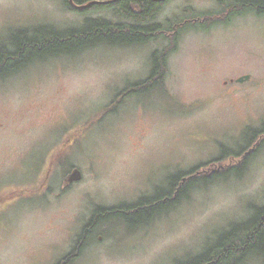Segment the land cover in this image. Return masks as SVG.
I'll list each match as a JSON object with an SVG mask.
<instances>
[{
  "label": "rangeland",
  "instance_id": "rangeland-1",
  "mask_svg": "<svg viewBox=\"0 0 264 264\" xmlns=\"http://www.w3.org/2000/svg\"><path fill=\"white\" fill-rule=\"evenodd\" d=\"M219 5L169 0L154 23ZM97 17L126 22L114 11L76 13L65 0H0V42L16 29L79 27ZM197 28L170 58L167 93L121 98L149 78L152 56L167 44L159 38L38 63L0 82V264H62L95 206L135 204L169 176L219 158L207 175L244 166L243 173L200 183L137 230L104 226L66 264H182L264 206V134L256 144L243 139L264 125V17ZM72 168L83 180L63 190Z\"/></svg>",
  "mask_w": 264,
  "mask_h": 264
},
{
  "label": "trees",
  "instance_id": "trees-1",
  "mask_svg": "<svg viewBox=\"0 0 264 264\" xmlns=\"http://www.w3.org/2000/svg\"><path fill=\"white\" fill-rule=\"evenodd\" d=\"M74 1L77 5L84 6L95 1L113 0ZM168 2L169 0L160 3L154 0H122L112 4L93 5L85 11H77L70 6L69 0H65L68 9L76 13L101 14L114 11L126 22L116 24L109 19L97 17L87 19L79 27L60 29L54 25H37L16 29L4 42H0V82L14 78L38 63L76 57L102 46L122 48L145 45L159 38L164 39L167 44L152 56L149 78L126 88L121 98L131 97L140 91L150 93L158 89L167 93L166 81L170 73V58L179 51L182 37L189 30L197 27L209 30L227 25L233 17L249 13L264 17V0H219L221 6L219 11H198L187 7L183 12L185 15L191 14L192 19H172L166 23H154L159 10ZM262 126L261 129L245 130L243 139L256 144L264 134V125ZM261 142L264 145V140ZM222 148L224 151V146ZM217 162L221 164L222 158L169 176L165 188L164 186L157 188L153 196L143 197L135 204H122L112 208L95 206L92 217L78 237L71 256L77 258L80 250L88 246L91 239L104 226H122L130 231L137 230L159 214L162 217L176 209L200 183H212L232 174L235 176L242 174L244 171L242 166L233 167L219 175L215 173L207 175L205 171L211 170L210 167ZM251 212L250 219L233 225L230 230L218 237L213 246L182 264H246L251 258H258L264 264V206H253ZM71 256L66 257L62 264H66Z\"/></svg>",
  "mask_w": 264,
  "mask_h": 264
},
{
  "label": "water",
  "instance_id": "water-1",
  "mask_svg": "<svg viewBox=\"0 0 264 264\" xmlns=\"http://www.w3.org/2000/svg\"><path fill=\"white\" fill-rule=\"evenodd\" d=\"M119 1H122V0H113V1H107V2L95 1V2H91V3L84 5V6H79L75 3L74 0H69V4L73 9H75L77 11H85V10L89 9L90 7H92L93 5L112 4L115 2H119ZM154 1H157L160 3V2H164L165 0H154ZM249 77H250L249 75H246L244 77L237 79L236 82L239 84H243V83L248 82L250 80ZM82 180H83L82 172L77 168H73L64 178L63 190L69 189L71 186L75 185L76 183L81 182Z\"/></svg>",
  "mask_w": 264,
  "mask_h": 264
}]
</instances>
